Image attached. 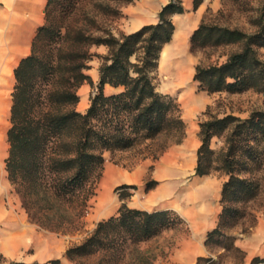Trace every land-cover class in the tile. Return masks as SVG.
<instances>
[{
    "label": "trees",
    "instance_id": "obj_1",
    "mask_svg": "<svg viewBox=\"0 0 264 264\" xmlns=\"http://www.w3.org/2000/svg\"><path fill=\"white\" fill-rule=\"evenodd\" d=\"M132 1L48 0L46 22L37 31L31 54L15 69L6 172L29 219L45 230L61 234L78 230L96 194L107 155L139 152L156 160L186 137L180 104L159 92L155 83L162 50L175 33L173 17L186 10L180 0H171L156 24L130 34H117L100 24L99 17L120 18L121 6ZM203 1L194 0V9ZM191 44L193 50L239 47L222 64L197 67L195 81L202 91L264 94L260 54L264 25L249 33L203 22ZM102 46L107 48L106 55L91 52ZM95 56L101 59L100 79L89 107L82 112L79 90L84 84L94 87L86 72ZM108 85L119 92L106 94ZM199 136L197 175L221 171L229 178L222 190L218 225L205 242L211 254L223 253L217 259L200 257L197 264H222L225 258L242 264L246 253L228 231L248 216L246 206L261 192L251 165L261 168L264 161V111H255L247 119L212 117L200 124ZM222 137L225 146L213 149L212 141ZM131 196L124 193L121 199ZM184 223L173 210L147 211L123 203L116 216L99 222L64 257L75 264H155L156 256L142 245ZM251 264H264V257H255Z\"/></svg>",
    "mask_w": 264,
    "mask_h": 264
},
{
    "label": "rangeland",
    "instance_id": "obj_2",
    "mask_svg": "<svg viewBox=\"0 0 264 264\" xmlns=\"http://www.w3.org/2000/svg\"><path fill=\"white\" fill-rule=\"evenodd\" d=\"M180 1L184 5L187 0ZM144 2L151 3L150 5H152L155 0H133L131 3L121 6L122 14L120 18L107 19L99 17V22L103 26L112 28L117 34L120 32L128 34L134 27L130 23L132 15L128 13V10L138 7L140 3ZM190 2L192 6L189 13L196 12L194 9V0H190ZM200 7L203 9V17L200 25L205 22L230 28H239L249 33L255 32L258 29V25H264V0H204ZM191 37L189 53L192 60L191 66L195 68V73L198 66H210L226 62L228 56L239 48L237 45H233L193 50ZM91 52L98 55H106L107 48L103 46L93 47ZM260 54L264 59V49L260 50ZM88 65L89 69L86 73L94 81L101 65V59L95 56ZM155 83L158 91L163 94H167L166 92L171 90L169 76L163 70L161 71L159 67L155 73ZM190 86L194 87L192 88L193 96L198 94L203 95L208 100L209 105L201 113L193 116V118H185L187 136L189 137L191 135L199 137L200 124L212 117L222 118L226 115H234L242 119H247L255 111H264V94L257 93L253 90L237 94H208L199 88V84L194 78H191L188 85H184L177 90H172L171 96L177 99L182 110H186L189 100L192 99V94L189 91ZM94 87L85 84L79 90L81 109L84 108V103L86 104L93 95L91 89ZM96 91L97 89H94V93ZM117 92H119L118 89L113 90L107 88L105 90V93L108 95ZM225 140L223 137L215 138L212 141V148L220 150L225 146ZM137 154L140 153L132 152L119 154L114 157L107 155L102 177L96 185V194L89 203V212L81 220L80 224L77 225L78 230H73L67 234L45 230L29 219L28 214L22 207L21 198L8 180L6 172L1 184L0 193V264H11L12 262L45 263L52 259H62L63 264H75L64 257L67 249L75 244H79L88 233L95 229L102 218L111 213H115L117 209L121 208L123 203H126L131 208L139 207L155 211L171 210L167 207L172 205V202L178 201L179 204L177 203L176 205L181 211L182 207L188 204V201L176 198L175 186L179 185L183 189L186 184L191 182L193 169L189 167L188 156L184 153L175 155L174 152L169 151L163 157L169 159V163L173 160L175 162L173 165L171 163L167 164L164 158L158 161L148 160L133 165ZM251 166L252 169L256 170L253 177L259 180L262 185L260 195L246 206L248 216L228 231L229 235L236 238V245L245 253L246 250L239 244L241 243L240 239L244 238L238 235L237 233L240 232L236 230L239 228L244 233H249V228L257 223L258 217L264 218V161L261 168H257L254 164ZM109 170L117 176L131 174L132 176L138 177L136 182L130 185L136 186V189H121L120 187L126 183L124 178L114 182L112 185L104 184ZM249 176L247 175V177ZM198 177L203 180L212 179L219 187L216 200L218 225L219 216L223 209L221 201L222 190L229 177L221 171H214L204 177L198 175ZM153 182H156V184H153ZM150 184L153 188L147 190V186ZM124 193H132V196L124 201L121 199V195ZM179 215L181 216V214ZM255 219H257L256 223H254ZM183 220L185 223L180 227L166 230L160 236L142 245L143 250H150L156 256L155 264H190L188 263V254L190 253L191 246L195 245L196 241L193 235V228L184 218ZM212 230H209L204 235V241H202L204 245L208 233ZM206 250V255L201 257L213 256L217 259V256L223 253V251H220L218 254H211L207 247ZM198 258L200 257L194 260L195 264H197ZM221 263L236 264V260L234 258H225Z\"/></svg>",
    "mask_w": 264,
    "mask_h": 264
},
{
    "label": "crops",
    "instance_id": "obj_3",
    "mask_svg": "<svg viewBox=\"0 0 264 264\" xmlns=\"http://www.w3.org/2000/svg\"><path fill=\"white\" fill-rule=\"evenodd\" d=\"M170 1L155 0L152 5H150L151 3L144 2L140 3L138 7L128 10V13L132 15L130 23L134 26L128 34L138 31L145 25L156 24L159 21V13L163 9L162 7L166 6ZM47 3L48 0H0V193L1 184L6 174L5 161L9 155L7 133L11 126L13 92L16 84L15 69L22 59L31 54L32 43L37 31L46 22ZM183 6L186 13L173 17L176 27L175 33L172 41L164 46L159 61V69L163 70L170 78L171 90L166 92L170 95L172 94V90H177L184 85H188L191 78L195 79L194 75L196 74L195 68L191 66L192 60L189 53L190 37L201 23L203 9L199 7L196 12L189 13L192 6L190 0H187ZM99 79L100 74L98 71L97 77L94 78L95 87L91 89L92 94H94V89L97 88ZM84 86L85 84L82 87ZM190 87L189 91L192 94V88L194 87ZM107 88L116 90L109 85L106 86L105 90ZM90 99L86 104L84 103L83 109H81L80 101L78 110L85 112L90 105ZM208 105V100L203 95L198 94L193 96L192 94V99L189 100L186 110H182L183 119L185 120L186 117L193 118V116L201 113ZM201 143L200 136H187L186 128L184 140L180 144H174L169 147L158 159L154 160L146 154H137L133 164L137 165L140 162L148 160L158 161L161 158H164V161L168 164L169 159H165L163 156L169 151L174 152L175 155L184 153L188 156L189 167L193 169L191 182L186 184L183 189L179 185L175 186L176 198L185 199L188 201V204L183 206L181 211L176 205L178 201L172 202V205H169L167 208L181 214L182 218L193 228L196 244L191 246L190 253L188 254V263L190 264H195L194 260L197 257L206 255L207 250L202 241H204V235L217 226L218 216L216 200L219 187L212 179L203 180L196 173L198 149ZM128 153L132 152L122 154ZM170 163L173 165L175 162L172 160ZM122 178L126 181L124 185L130 186L136 182L138 177L131 174L117 176L109 170L104 184L112 185L114 182L122 180ZM132 208L151 211L139 207ZM118 211L119 209L115 213L102 218L99 222L116 216ZM249 229L250 232H247L248 234L244 233L242 229L238 228L236 230L240 232L237 234L244 238L240 239L241 243H239L246 250V259L242 264H251L255 257L264 256V218L258 217L257 223Z\"/></svg>",
    "mask_w": 264,
    "mask_h": 264
},
{
    "label": "built area",
    "instance_id": "obj_4",
    "mask_svg": "<svg viewBox=\"0 0 264 264\" xmlns=\"http://www.w3.org/2000/svg\"><path fill=\"white\" fill-rule=\"evenodd\" d=\"M95 94V93H94Z\"/></svg>",
    "mask_w": 264,
    "mask_h": 264
}]
</instances>
